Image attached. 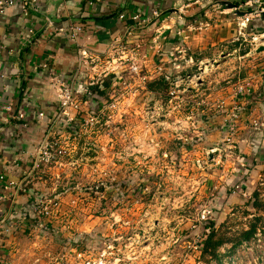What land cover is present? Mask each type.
<instances>
[{
	"label": "rangeland",
	"instance_id": "374dc122",
	"mask_svg": "<svg viewBox=\"0 0 264 264\" xmlns=\"http://www.w3.org/2000/svg\"><path fill=\"white\" fill-rule=\"evenodd\" d=\"M252 37L218 67L182 64L176 93L167 88L175 76L167 67L168 83L152 67L123 70L104 95L80 104L77 127L47 128V139H58L64 152L39 165L30 183L57 206L47 221L27 220L12 233L15 260L264 264V128L256 135L239 124L227 139L216 107L258 62L256 48L237 58L259 42ZM208 235L219 243L204 250ZM74 248L84 252L80 258Z\"/></svg>",
	"mask_w": 264,
	"mask_h": 264
},
{
	"label": "crops",
	"instance_id": "0c3cea01",
	"mask_svg": "<svg viewBox=\"0 0 264 264\" xmlns=\"http://www.w3.org/2000/svg\"><path fill=\"white\" fill-rule=\"evenodd\" d=\"M221 1L224 0H36V9L30 10L24 18L17 6L5 9L0 18V174L4 180L25 182L27 191L10 194L0 205L4 209L22 211L27 207L29 191H33L30 179L35 172L27 171L30 154L49 132L47 128L53 125L51 116L58 111L57 84L51 79L50 69L66 82L73 79L72 86L79 91L91 73L84 69L76 48L82 47L88 53L101 56L115 46L112 41L121 35L123 25L130 22L131 13L149 14L152 10L162 12V19L152 20L145 29L140 48L145 55L144 67H152L155 71L156 66L162 64L160 74H155L160 77L166 73V67L167 74L175 71L169 64H163L173 49L178 52L173 51L177 59L172 64L177 63L181 69L185 62L189 65L187 59L193 66L203 64V70L212 63L218 67L220 62H228L224 56L230 54L229 51L237 52L251 33L264 32V22L253 18L246 23L244 41L236 40V14ZM227 1L239 3L241 0ZM179 6H182L181 11L176 9ZM118 13H122L123 18L119 19ZM45 18L54 26L80 25L75 42H70L62 33L43 29ZM158 27L162 28L157 38L159 50L155 53L151 36L153 29ZM263 37L248 52L237 54V58H244L253 48L262 47L259 51L253 50L258 62L246 75L251 81L245 104L250 110L247 117L258 121L264 120ZM235 83L237 81L232 85ZM229 89L226 91L230 92ZM222 99L228 105L231 96ZM5 104L10 105L9 113L2 108ZM19 111L24 113L22 120L11 117ZM38 112L43 113V118L37 117ZM245 123L242 120L238 125L243 127ZM254 134L259 135L260 130ZM9 239L0 242V264H19L15 260L16 249Z\"/></svg>",
	"mask_w": 264,
	"mask_h": 264
},
{
	"label": "built area",
	"instance_id": "2783aa9c",
	"mask_svg": "<svg viewBox=\"0 0 264 264\" xmlns=\"http://www.w3.org/2000/svg\"><path fill=\"white\" fill-rule=\"evenodd\" d=\"M93 1L99 2L101 0ZM13 6H17L18 12L23 18L28 15V12L30 10H34L37 7L36 0H0V18L4 14L5 9ZM176 9L177 11H181L180 9H182V6H179ZM235 9L239 11H245V13L241 16L236 15V40L240 38L244 41V38L246 36V23H248V21L253 18H258L259 13L261 11H264V0H241L239 3H236ZM229 10L233 13L235 11L233 9ZM117 17L121 19L123 18V14L118 13ZM129 18L130 22L123 25L121 35L119 37H116L112 41L115 42V46L107 50V52L103 53L101 56L97 53H88L87 50L82 47L76 48V52L79 56L81 64L84 66V69L89 70V72L91 73V77L83 82L80 85L79 89V91L81 92L80 94L83 95L85 100L81 101L78 99L76 90H74V87L72 86L73 79L71 80V82H66L64 79L60 78L58 74L52 72L51 69L49 70L52 76L51 79L57 84L58 98V111L54 112L51 116V124L61 122L63 127H66V129L68 130L71 129L73 124L75 126L77 124H80V121L75 118V114L81 107V103H85L86 99L89 98L90 95L91 97H93V94H91V92L89 91V86L95 84L100 78L109 75H113L115 79H118V74H120V72H123V70H127L130 74L136 73L137 68L143 65L142 61L145 55L144 52H141L140 48L141 41L143 39V36L145 35V29L149 26L152 20L162 19V12H160L159 10H152L149 12V14L131 13ZM160 28L162 27L153 29L154 35L151 36L153 43L152 48L155 53H157L159 50V41L157 38L159 37V35H161ZM43 29L55 33H62L70 42L74 43L77 33L81 31V26H54L49 18H45ZM250 35L253 36L252 39L258 40L259 37L264 36V32L257 34V37L254 36V33H251ZM173 51L178 52V50L176 49L170 51L163 64L166 66L167 64H169V66H171L175 70L169 73L170 76L172 74H175V76L173 77L174 83L171 88H167H169V92L176 93L178 92V90H174L173 88H177L176 81L177 78L180 77L179 74L181 67H179L177 63L172 64V61H175L177 59V57L173 55ZM181 60L185 61L183 57L181 58ZM190 61V59H187L189 65L191 64ZM185 64L187 63L185 62ZM162 66V64H158L156 66V70L154 71L155 74H160L159 72L161 71ZM165 74L158 78H160L162 81L166 80V82L168 83V76ZM127 86L129 87L130 85L127 84ZM129 89L131 92L136 91V88L131 89V87H129ZM250 89V79L248 77H243L237 80V83L232 85L230 103L227 105L223 100H221L216 104V107L219 109V111L224 114L222 120L223 124L220 125V129L225 133V137L227 139L230 138V140H232V137L236 133V127L242 120H245V126L253 130H258V127L264 128V121H258L253 117H247L250 115V110L245 108V104L247 103L246 98L249 95ZM2 108L8 113L11 110L9 104L3 105ZM11 117L17 120H22L24 118V113L22 111H19L17 113H14ZM37 117L39 119L43 118V113L38 112ZM49 133L50 132H47L46 136H43L40 141L36 143L33 153L30 154V167L27 169V171L36 172L37 168H39V165L46 166L51 163H55L58 157L63 154L64 150L59 145L60 141L58 139H47V135ZM0 181V189H2V191H0V202L5 199H9L10 194L14 196L18 192L26 193L27 191L25 182L23 183V181L14 182L11 180H4L2 174H0ZM28 196H30V198H28V201L26 202L27 207L23 210L21 209L22 211H16L15 208L4 209L0 205V242H3L5 241V239L7 240L8 238H10L12 236V233H14L18 229H21L27 220L30 222V226H35V223H39L40 225V222L47 221L51 210L57 206V201L55 198L47 199L44 196L42 197L41 195H37L32 192L30 193V191ZM73 250L77 258H80L84 253L80 252L77 248H74ZM56 258L57 259L50 257V260H53L54 264H61V262L58 261L61 260V257L59 258L57 256ZM81 264L98 263L87 259L81 262Z\"/></svg>",
	"mask_w": 264,
	"mask_h": 264
},
{
	"label": "trees",
	"instance_id": "16d2710c",
	"mask_svg": "<svg viewBox=\"0 0 264 264\" xmlns=\"http://www.w3.org/2000/svg\"><path fill=\"white\" fill-rule=\"evenodd\" d=\"M113 79H114L113 75L102 77L95 84L89 86V91L91 92V94L104 95L105 89L111 84ZM253 230H254V228L252 226L248 230L243 231L241 233V236L244 239H248L249 236L252 234ZM218 243H219V241L211 242V236L208 235L207 238L205 239L204 243H203V248L205 250V249H207L208 246H211V245L213 248L214 245H216Z\"/></svg>",
	"mask_w": 264,
	"mask_h": 264
},
{
	"label": "water",
	"instance_id": "95a60500",
	"mask_svg": "<svg viewBox=\"0 0 264 264\" xmlns=\"http://www.w3.org/2000/svg\"><path fill=\"white\" fill-rule=\"evenodd\" d=\"M221 4L225 6V8H228V9H233L235 10L234 13L238 16H241L245 13V11H239L236 8V3L234 2H231V1H227V0H224V1H221ZM258 20L264 22V11H261L259 13V17H258ZM264 38V37H263ZM262 47H259L258 49H256V51H259L261 50Z\"/></svg>",
	"mask_w": 264,
	"mask_h": 264
}]
</instances>
